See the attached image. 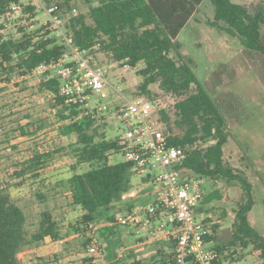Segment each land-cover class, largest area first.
Wrapping results in <instances>:
<instances>
[{"label":"trees","instance_id":"obj_1","mask_svg":"<svg viewBox=\"0 0 264 264\" xmlns=\"http://www.w3.org/2000/svg\"><path fill=\"white\" fill-rule=\"evenodd\" d=\"M23 0H0V18L8 19V8L12 4L22 5ZM45 6L57 5L55 13L71 45L82 50L109 52L122 65L135 67L142 77L137 86V96L152 99L149 89L157 83L159 88L173 98L169 108L158 109L170 144L181 147L185 157L180 168H186L191 175L204 179L227 181L237 180L243 190V200L235 210L230 239L217 243L216 225L213 223L218 257L215 264H226L239 260L235 245L250 246L252 252L264 264V236L248 222V212L254 205L252 185L223 159V146L228 140L226 114L209 91L196 77L191 60L179 51L177 37L190 21L203 0H83L89 5L86 13L71 14L75 0H44ZM214 6L212 26H220L250 51L264 56V13H255L245 5L231 0H210ZM35 7L24 5L23 11L32 16ZM223 21L224 24H219ZM51 23L37 29L21 32L18 38L5 37L0 23V74L19 70L29 74L40 65L57 62L68 50L50 30ZM60 78L44 74L39 82V91L53 94L58 131L63 136L75 135L70 143L75 162L94 163L95 166L81 173L72 174L64 183L65 196L73 206L82 210L80 218L59 226L48 210L40 213L35 230L26 227V214L22 207L0 187V264H21L18 253L39 245L46 238L62 241L70 236L84 237L83 245L89 241L87 225L91 222H109L121 210L123 194L132 190L130 166L127 162H110V153H118V137L107 139L97 130L90 115H80L83 102H67L59 92ZM1 91V90H0ZM41 153L25 163L28 170H38L46 156ZM58 183L57 186H59ZM205 191V190H204ZM155 192H141L125 201L127 209L153 199ZM39 196V195H38ZM40 197V196H39ZM41 198V197H40ZM213 195H205L203 204ZM208 221V220H207ZM210 221V219H209ZM117 224H104L97 228V237L104 242L105 257L111 264H158L164 262V251L169 245L160 243L151 255V261L136 257L126 251L118 256L122 247L121 230ZM144 240V237H140ZM156 243V242H153ZM232 249V250H231ZM88 262L86 253L83 256Z\"/></svg>","mask_w":264,"mask_h":264},{"label":"rangeland","instance_id":"obj_2","mask_svg":"<svg viewBox=\"0 0 264 264\" xmlns=\"http://www.w3.org/2000/svg\"><path fill=\"white\" fill-rule=\"evenodd\" d=\"M30 1L23 0L24 4L8 19L0 18L3 23L1 33L5 37L18 38L21 35L19 27L31 31L49 22V15L37 5H32L35 7L33 17L32 13L23 11V6ZM231 1L245 5L253 13H264V0ZM42 2L45 4L44 0ZM71 6L76 8L75 12H70L74 15L86 13L89 8L83 0H75ZM213 16V4L203 0L177 37L179 51L191 60L196 77L226 114L228 140L223 146V159L251 183L254 205L248 212V222L264 236V56L244 48L236 36L220 26H212L208 21ZM219 24L224 22L219 21ZM51 25L49 29L65 44ZM92 54L95 65L106 70L108 83L105 97L96 93L89 96L90 107H102L99 115L94 113V118L90 117L99 132L107 139H113L121 135L123 128L117 115L118 107L126 99L138 95L137 86L142 77L137 70L143 63L127 67L114 60L109 52L97 50ZM45 73L53 76V71L42 68L22 78L19 70L0 74V187L22 207L30 231L36 229L40 213L45 209L63 229L79 219L82 210L68 202L62 183L72 174L95 166L94 163H76L70 146L75 135L63 136L58 131L53 94L38 89ZM149 89L157 109L171 106L173 98L157 83L151 84ZM41 153H50L44 164L38 170H28L25 163ZM109 158L111 163L123 160L115 152L110 153ZM58 183L61 184L57 186ZM131 183L132 190L116 204V210L127 209L125 201L133 195L153 191V184L137 175H131ZM204 190L205 195H213L203 205L210 221L216 225L217 243H226L230 239L235 210L243 200L242 187L237 180L205 179ZM101 223L99 227L104 225ZM119 228L122 247L117 252L125 255L130 250L145 262L151 261V255L160 243L140 240L143 231L125 226ZM84 239L76 235L62 241L46 238L17 256L21 264H85ZM99 242L104 246V242ZM233 250L237 251L239 260L226 264H261L250 246L235 245ZM105 264L111 263L106 259Z\"/></svg>","mask_w":264,"mask_h":264},{"label":"built area","instance_id":"obj_3","mask_svg":"<svg viewBox=\"0 0 264 264\" xmlns=\"http://www.w3.org/2000/svg\"><path fill=\"white\" fill-rule=\"evenodd\" d=\"M25 5H37L43 9L68 48L57 62L38 68L53 71V76L55 71L61 81L59 92L67 102H83V114L92 118L94 113L99 115L102 107H90L88 100L92 93L106 96V70L95 65L89 50L71 45V39L64 33L55 13L57 5L47 7L42 0H31ZM20 7V4L10 5L7 14ZM72 11L75 12L76 8L72 7ZM157 111L155 102L146 96L126 99L118 107L117 115L123 126L118 136V153L129 164L132 175L153 184L155 195L147 203L117 212L113 220L104 224L137 229L144 232L143 242L169 245L164 251V262L158 264H215L218 252L211 238L214 234L213 222L209 221V213L203 205L205 179L180 168L184 151L170 144ZM126 196L128 192L122 197ZM100 224L94 221L87 225L86 264L106 262L103 245L96 233Z\"/></svg>","mask_w":264,"mask_h":264}]
</instances>
